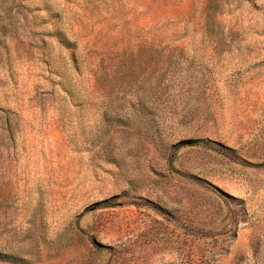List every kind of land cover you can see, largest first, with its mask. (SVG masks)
<instances>
[{
	"label": "rangeland",
	"instance_id": "rangeland-1",
	"mask_svg": "<svg viewBox=\"0 0 264 264\" xmlns=\"http://www.w3.org/2000/svg\"><path fill=\"white\" fill-rule=\"evenodd\" d=\"M0 264H264V0H0Z\"/></svg>",
	"mask_w": 264,
	"mask_h": 264
}]
</instances>
